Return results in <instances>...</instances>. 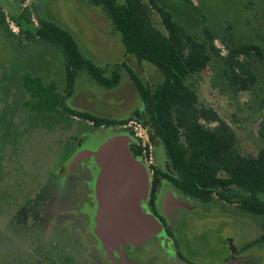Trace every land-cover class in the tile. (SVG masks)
<instances>
[{
	"label": "rangeland",
	"instance_id": "1",
	"mask_svg": "<svg viewBox=\"0 0 264 264\" xmlns=\"http://www.w3.org/2000/svg\"><path fill=\"white\" fill-rule=\"evenodd\" d=\"M255 1L248 10L245 0H157L197 39L205 38L204 26L216 35L213 45L220 54L211 53L210 63L192 82L200 103L214 109L233 128L246 156H256L264 145V61L248 59L238 68H228L221 58L225 53L221 38L232 45L256 43L264 50V0ZM0 6L14 19L27 6L33 12V29L37 27L36 16H40L70 30L82 53L106 67L107 75L119 65V82L112 88L79 72L66 103L76 111L125 120L121 125L96 128L88 120L61 111H28L23 104L29 97L22 86L25 74L40 76L47 83L54 81L63 95L69 90H63L62 53L50 44L25 41L11 21L9 27L15 36L0 31V264H102L93 250L89 228L82 221L77 224V210L69 206L67 198L73 186L62 187V179L59 186L44 184L59 161L75 152H90L96 143L112 137L129 135L147 152V144L143 145L138 135L143 125L133 116L142 102L122 64L150 86L160 82L162 75L151 63L125 54L120 33L114 30L107 10L89 0H0ZM152 20L162 29L155 11ZM21 22L23 28L30 27ZM227 26L229 33H225ZM151 154L149 164L145 159L148 153H141L149 174L157 162L167 160L161 144H151ZM165 164L170 167L168 160ZM260 198L264 200V194ZM201 204L194 211L178 209L173 232L185 253L204 264L216 263L231 243L241 248L264 231L262 217L242 212L235 205L217 198ZM244 255V260L239 263L237 258L233 264H264V241L245 249ZM133 256L140 264L170 262L162 257L153 239L140 245Z\"/></svg>",
	"mask_w": 264,
	"mask_h": 264
},
{
	"label": "trees",
	"instance_id": "2",
	"mask_svg": "<svg viewBox=\"0 0 264 264\" xmlns=\"http://www.w3.org/2000/svg\"><path fill=\"white\" fill-rule=\"evenodd\" d=\"M89 1L107 10L114 30L120 33L125 54L137 61L151 63L162 75L160 82L150 86L122 64L142 102V107L136 109L133 116L147 129L149 143L163 146L174 174L156 166H152L153 172L167 177L182 194L203 204L217 198L264 220V200L260 198L264 194V145L256 156L244 155L233 128L214 109L200 103L192 82L197 72L210 63L211 53L220 54L213 45L216 35L204 26L205 38L197 39L157 0H124L122 4L116 0ZM255 2L245 0V9H252ZM154 11L159 15L162 29L153 23ZM33 19V12L27 6L17 19L8 17L0 6V31L15 36L9 27L11 21L18 27L17 35L25 41L33 45L50 44L61 51L65 73L63 90H69L63 95L54 81L47 83L40 76L25 74L22 86L29 96L23 102L25 108L38 114L61 111L88 120L96 128L123 124L125 120L76 111L66 103V96L70 95L79 72H86L97 84L112 88L119 82L116 70L119 65L107 75L106 67L82 53L70 30L40 16H36L37 27L33 29L30 26ZM21 20L30 27L23 28ZM228 28L225 33H229ZM225 39L221 38L225 47L221 58L228 68H238L248 59L264 61V50L260 45H232ZM129 149L135 157H141L142 148L135 141L130 143ZM263 241L264 231L245 244V248Z\"/></svg>",
	"mask_w": 264,
	"mask_h": 264
},
{
	"label": "flooded vegetation",
	"instance_id": "3",
	"mask_svg": "<svg viewBox=\"0 0 264 264\" xmlns=\"http://www.w3.org/2000/svg\"><path fill=\"white\" fill-rule=\"evenodd\" d=\"M99 127L108 126L101 125L98 126V128ZM125 133L128 135L126 131ZM132 140L133 139L131 138V142ZM131 142H129L128 148ZM82 143L83 142L81 141L79 144ZM87 153L89 152H75L65 161H59V165H57L58 168L56 171H53L54 173L52 172L49 175L44 185L48 184L54 187L59 186V181L62 179L63 183H65L64 185L61 183L62 187L67 184L73 186V192L67 198L69 206H73L77 210L75 213L76 216H74L76 217L77 224H80L82 221V225L89 228L93 250L96 251L98 255V257H96L99 259L100 263L123 264L125 261L129 263H138L140 261L133 256V253L138 250L140 245L133 246L129 243H126L124 246H120L121 253L116 250L104 251L101 245H98L101 243L98 237L92 232V227L94 225L92 214L97 206V199L95 196V189L93 188L92 177L94 159L91 156H81ZM138 159L143 162L141 157ZM165 162H157V167L166 169L168 173L174 174V172L170 167L167 166V164H165ZM156 179H158L157 184L155 183ZM146 186L147 194L145 198L140 199V206L145 212L153 216L160 225V231L148 240L153 239L154 242L157 241V247L159 250H161L162 257L167 258L170 261L169 264H204L203 261L198 260V257L196 259L194 258L195 256H188L185 253L181 246L180 239L178 238L177 234L173 232L175 230L174 217L178 209L184 208L188 211H194L196 209H200L202 204L195 203L194 199L182 194L167 177L162 176L161 174H156L153 171H151L150 174L147 173ZM174 199L182 200L188 203L190 208L174 206L172 204ZM84 223H87V226L84 225ZM245 244L241 248H237L231 243V247L228 249V251L222 254V256H219V260L214 264H233V260L237 258L240 259V263L245 259V249L249 248H245Z\"/></svg>",
	"mask_w": 264,
	"mask_h": 264
},
{
	"label": "water",
	"instance_id": "4",
	"mask_svg": "<svg viewBox=\"0 0 264 264\" xmlns=\"http://www.w3.org/2000/svg\"><path fill=\"white\" fill-rule=\"evenodd\" d=\"M129 136H116L96 143L82 157H93V188L97 206L92 214V232L105 251L116 250L129 243L138 246L160 231L153 216L140 206L147 194V170L143 162L128 148ZM174 206L190 208L174 199ZM125 261V260H124ZM123 264L129 263L125 261Z\"/></svg>",
	"mask_w": 264,
	"mask_h": 264
},
{
	"label": "built area",
	"instance_id": "5",
	"mask_svg": "<svg viewBox=\"0 0 264 264\" xmlns=\"http://www.w3.org/2000/svg\"><path fill=\"white\" fill-rule=\"evenodd\" d=\"M138 135L142 138L144 142L143 145L147 144L148 151L145 152L143 150L142 153H143V156L148 153V156L147 157L145 156V159L148 158V163L150 164L152 163V157H151L152 154H151V144L149 143L147 129L145 127H139Z\"/></svg>",
	"mask_w": 264,
	"mask_h": 264
}]
</instances>
